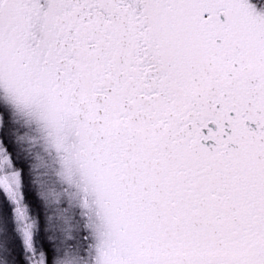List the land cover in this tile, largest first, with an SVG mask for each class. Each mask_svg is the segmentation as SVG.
Masks as SVG:
<instances>
[{"label":"snow or ice","instance_id":"snow-or-ice-1","mask_svg":"<svg viewBox=\"0 0 264 264\" xmlns=\"http://www.w3.org/2000/svg\"><path fill=\"white\" fill-rule=\"evenodd\" d=\"M0 264H264V0H0Z\"/></svg>","mask_w":264,"mask_h":264}]
</instances>
